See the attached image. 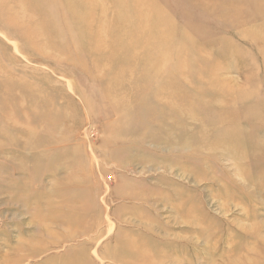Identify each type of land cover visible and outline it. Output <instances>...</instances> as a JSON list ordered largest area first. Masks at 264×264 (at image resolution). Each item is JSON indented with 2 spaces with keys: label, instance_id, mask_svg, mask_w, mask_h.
<instances>
[{
  "label": "rangeland",
  "instance_id": "rangeland-1",
  "mask_svg": "<svg viewBox=\"0 0 264 264\" xmlns=\"http://www.w3.org/2000/svg\"><path fill=\"white\" fill-rule=\"evenodd\" d=\"M263 5L0 0V264H264Z\"/></svg>",
  "mask_w": 264,
  "mask_h": 264
},
{
  "label": "bare ground",
  "instance_id": "bare-ground-1",
  "mask_svg": "<svg viewBox=\"0 0 264 264\" xmlns=\"http://www.w3.org/2000/svg\"><path fill=\"white\" fill-rule=\"evenodd\" d=\"M262 1H263V0H262ZM262 4H263V3H262ZM139 5H140V4H139ZM257 5H258V3H257ZM263 6H264V5H263ZM261 7H262V6H261ZM261 10L263 11V9H261ZM255 11H256V10H255ZM145 18H146V17H145ZM146 21H147V20H146ZM242 24H246V23L244 22V23H242ZM227 93H228V92H227ZM237 96H238V95H237ZM235 97H236V96H235ZM238 97H239V96H238ZM199 126H200V125H199ZM199 126H198V127H199ZM198 130H199V129H198ZM200 130H201V129H200ZM201 131H202V130H201ZM222 156H223V155H222ZM18 164H19V163H18ZM19 166H20V165H19ZM14 168H15V167H14ZM12 171H13V170H12ZM11 173H13V172H11ZM9 176H10V175H9ZM7 178H9V177H7ZM28 186H29V185H28ZM24 190L26 191L27 189H24ZM27 191H28V190H27ZM19 195H20V194H19ZM9 197H10V196H9ZM26 197H27V196H26ZM24 198H25V197H24ZM10 199H11V198H10ZM25 201H26V200H25ZM23 209H24V208H23ZM82 228H84V227H82ZM29 245H30V244H29ZM29 245H28V246H29ZM23 248H24V247H23ZM23 248H22V249H23ZM30 256H31V255H30Z\"/></svg>",
  "mask_w": 264,
  "mask_h": 264
}]
</instances>
